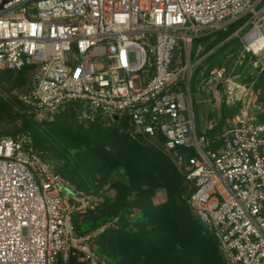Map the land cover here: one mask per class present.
<instances>
[{"label":"built area","instance_id":"1","mask_svg":"<svg viewBox=\"0 0 264 264\" xmlns=\"http://www.w3.org/2000/svg\"><path fill=\"white\" fill-rule=\"evenodd\" d=\"M243 18L228 37L251 24L235 60L205 64L198 89L244 110L215 134L198 131L192 78L205 57L191 61L192 43ZM247 55L264 59V0H0V70L34 68L24 101L124 119L178 157L189 208L224 264H264V101L250 116L236 74ZM76 200L27 133L0 135V264H70L71 250L97 264Z\"/></svg>","mask_w":264,"mask_h":264},{"label":"rangeland","instance_id":"2","mask_svg":"<svg viewBox=\"0 0 264 264\" xmlns=\"http://www.w3.org/2000/svg\"><path fill=\"white\" fill-rule=\"evenodd\" d=\"M250 27L231 41L221 32L193 41L191 61L205 57L192 78L198 131L219 130L243 109L242 102L228 104L222 92L198 89V75L205 64L233 62ZM182 50L179 43L175 59ZM236 62V74L248 90L245 106L250 116L260 117L264 59L247 55ZM33 73L31 66L0 70V135L27 133L34 150L62 173L77 198L78 231L89 236L97 264H224L216 238L189 209L178 157L159 142L133 134L124 119L84 120L71 104L56 111L35 109L24 101Z\"/></svg>","mask_w":264,"mask_h":264},{"label":"trees","instance_id":"3","mask_svg":"<svg viewBox=\"0 0 264 264\" xmlns=\"http://www.w3.org/2000/svg\"><path fill=\"white\" fill-rule=\"evenodd\" d=\"M240 25L238 24V22L230 25L229 27H227L226 30H220L218 32H221V34L219 35L220 37H229L230 35H232V33L239 27ZM217 32L215 33H210V34H206V38H210L212 37L213 35H215ZM203 37V36H202ZM232 39V38H231ZM231 39H229L228 41H231ZM216 54H213L212 56H208V58H213L215 57ZM219 64V63H218ZM225 123V122H224ZM226 124V123H225ZM224 124V125H225ZM221 129V128H220ZM219 129V130H220ZM219 130H212V131H208L209 134H215L216 132H218ZM187 182V181H186ZM190 192V190H188ZM189 192H188V195H189ZM190 209V208H189ZM191 211V210H190ZM195 220L197 221L198 224H200L202 227H204L201 223H199V221L195 218ZM221 256V255H220ZM222 258V257H221ZM223 261V260H222Z\"/></svg>","mask_w":264,"mask_h":264},{"label":"water","instance_id":"4","mask_svg":"<svg viewBox=\"0 0 264 264\" xmlns=\"http://www.w3.org/2000/svg\"><path fill=\"white\" fill-rule=\"evenodd\" d=\"M74 250H71V255H70V264H86L85 261H79L78 256L73 253ZM57 264H62V258L59 256Z\"/></svg>","mask_w":264,"mask_h":264}]
</instances>
